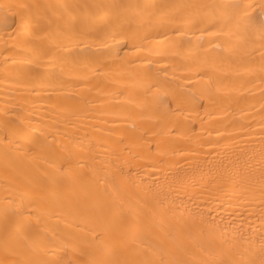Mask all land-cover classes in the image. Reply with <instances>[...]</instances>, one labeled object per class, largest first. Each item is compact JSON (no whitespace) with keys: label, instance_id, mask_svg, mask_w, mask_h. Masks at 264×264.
Here are the masks:
<instances>
[{"label":"bare ground","instance_id":"obj_1","mask_svg":"<svg viewBox=\"0 0 264 264\" xmlns=\"http://www.w3.org/2000/svg\"><path fill=\"white\" fill-rule=\"evenodd\" d=\"M0 264H264V0H0Z\"/></svg>","mask_w":264,"mask_h":264}]
</instances>
